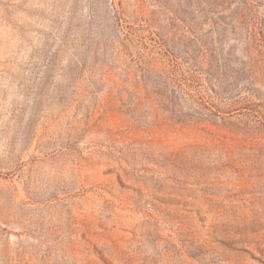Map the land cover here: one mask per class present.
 Here are the masks:
<instances>
[{
    "label": "rangeland",
    "instance_id": "obj_1",
    "mask_svg": "<svg viewBox=\"0 0 264 264\" xmlns=\"http://www.w3.org/2000/svg\"><path fill=\"white\" fill-rule=\"evenodd\" d=\"M0 264H264V0H0Z\"/></svg>",
    "mask_w": 264,
    "mask_h": 264
}]
</instances>
